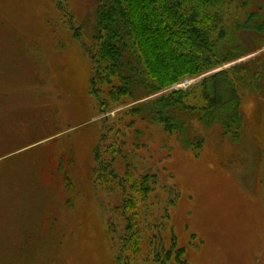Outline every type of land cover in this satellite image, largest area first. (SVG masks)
Returning a JSON list of instances; mask_svg holds the SVG:
<instances>
[{
  "label": "rangeland",
  "instance_id": "rangeland-1",
  "mask_svg": "<svg viewBox=\"0 0 264 264\" xmlns=\"http://www.w3.org/2000/svg\"><path fill=\"white\" fill-rule=\"evenodd\" d=\"M97 6L0 0V264H264V32L232 29L264 0L223 6L253 53L142 99L183 90L204 106L200 83L228 69L243 114L228 135L194 117L168 131L125 97L102 104L88 50ZM97 153L116 159V177L97 171ZM146 174L142 200L132 183Z\"/></svg>",
  "mask_w": 264,
  "mask_h": 264
},
{
  "label": "trees",
  "instance_id": "trees-1",
  "mask_svg": "<svg viewBox=\"0 0 264 264\" xmlns=\"http://www.w3.org/2000/svg\"><path fill=\"white\" fill-rule=\"evenodd\" d=\"M225 1L98 0L91 36L93 45L88 46L94 66L93 93L102 104L108 100L102 99L101 93L114 103L124 97L138 102L131 109L132 114L163 123L171 132L178 129L186 132L190 117L209 126L219 124L227 135L238 131L243 122L242 97L228 69L213 72L200 83L204 106L188 104L186 99L192 92L183 90L142 101L184 78L253 53L238 42L236 35L229 36L222 18ZM232 29L263 33V8L248 12L244 19L235 21ZM95 160L99 173L117 176L115 158H100L97 153ZM150 180L151 175L146 174L132 183L133 188L142 192V200L152 190ZM119 182L123 185L122 180ZM123 202L124 211L134 203L125 197ZM130 226L132 222L128 230ZM129 235L127 238L123 234L124 248L130 247L129 251L136 254L141 246H136L130 231ZM165 256L170 258L171 253Z\"/></svg>",
  "mask_w": 264,
  "mask_h": 264
}]
</instances>
